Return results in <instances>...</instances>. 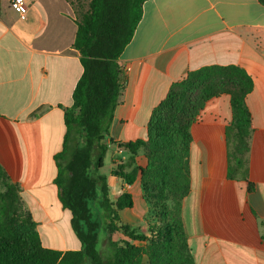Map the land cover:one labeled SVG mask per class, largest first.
Segmentation results:
<instances>
[{
	"label": "crops",
	"instance_id": "crops-1",
	"mask_svg": "<svg viewBox=\"0 0 264 264\" xmlns=\"http://www.w3.org/2000/svg\"><path fill=\"white\" fill-rule=\"evenodd\" d=\"M27 3L21 20L8 0H0V169L17 186L18 205L31 216L41 245L79 250L71 213L61 206L54 183L64 109L72 105L82 73L72 46L75 17L67 0ZM118 63L123 90L104 140L100 175L110 201L122 193L131 197L133 206L118 211L119 222L144 234L147 206L138 177L129 185L111 173L130 156L118 143L145 139L152 110L190 71L233 65L251 78L248 151L234 178L228 176L229 97L209 100L191 126L190 190L181 218L195 264H264V6L257 0H146ZM135 165H146L142 150Z\"/></svg>",
	"mask_w": 264,
	"mask_h": 264
},
{
	"label": "trees",
	"instance_id": "trees-1",
	"mask_svg": "<svg viewBox=\"0 0 264 264\" xmlns=\"http://www.w3.org/2000/svg\"><path fill=\"white\" fill-rule=\"evenodd\" d=\"M145 1L88 0L87 10L75 20L72 46L79 54L82 73L72 105L64 109L65 134L61 151L54 157V183L61 206L71 213V229L81 248L62 252L43 247L31 216L18 205L17 186L0 169L4 186L0 192V264H195L181 218L182 201L190 190V128L209 100L229 97L232 119L227 136L233 140L234 151L229 154L228 176L234 178L248 151L251 117L245 98L253 82L240 67L213 65L190 71L170 86L151 112L145 139L118 143L130 156L111 170L129 185L138 177L155 222L146 234L118 225V211L131 208L133 202L126 193L110 201L99 171L107 151L104 140L123 90L119 57L141 20ZM257 2L264 6V0ZM139 150L146 158L143 168L135 165ZM90 202L107 218L104 251L97 250L100 222ZM117 232L127 241H114L111 235ZM134 241L144 245L135 246Z\"/></svg>",
	"mask_w": 264,
	"mask_h": 264
},
{
	"label": "rangeland",
	"instance_id": "rangeland-1",
	"mask_svg": "<svg viewBox=\"0 0 264 264\" xmlns=\"http://www.w3.org/2000/svg\"><path fill=\"white\" fill-rule=\"evenodd\" d=\"M70 7H71V10L73 11V14H74V17H75V20H78L80 18V15L82 13H84L87 8H88V0H67ZM232 152L234 151V144L232 145ZM231 152V153H232ZM233 165V163H232ZM107 171V169H104V173ZM102 171L100 170L99 171V174H101ZM145 202V201H144ZM146 206H147V213L144 217V226L146 227V233H147V229L149 226H152L153 223L155 222V218L153 217V214L149 208V205L145 202ZM89 207L92 209V212H93V215H94V218L98 219L97 221L100 222V229L98 231V242H97V250L98 251H104L105 250V247H106V222H107V218L105 216V214H100V212L102 213L101 209L96 206V205H93L91 204V202L89 203ZM100 214V215H97ZM118 225L119 224H122L121 222H118L117 223ZM132 227V226H131ZM134 229H137L138 230V227L137 226H133ZM139 232V230H138ZM112 236V239L114 241H118V242H122V241H127V239L119 232L117 233H114ZM131 243H134L135 245L141 247L144 245V243L142 242H137V241H134V242H131ZM43 246V245H42ZM47 248H58L56 246H51V247H47Z\"/></svg>",
	"mask_w": 264,
	"mask_h": 264
},
{
	"label": "built area",
	"instance_id": "built-area-1",
	"mask_svg": "<svg viewBox=\"0 0 264 264\" xmlns=\"http://www.w3.org/2000/svg\"><path fill=\"white\" fill-rule=\"evenodd\" d=\"M11 10L21 20H24L27 16L28 3L27 0H8Z\"/></svg>",
	"mask_w": 264,
	"mask_h": 264
}]
</instances>
